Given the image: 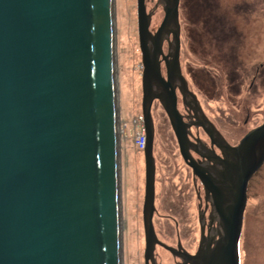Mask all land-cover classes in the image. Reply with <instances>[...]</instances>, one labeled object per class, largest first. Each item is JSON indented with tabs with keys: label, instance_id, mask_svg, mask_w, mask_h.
I'll use <instances>...</instances> for the list:
<instances>
[{
	"label": "water",
	"instance_id": "obj_1",
	"mask_svg": "<svg viewBox=\"0 0 264 264\" xmlns=\"http://www.w3.org/2000/svg\"><path fill=\"white\" fill-rule=\"evenodd\" d=\"M162 1L165 15L154 34L146 0H138L148 137L145 264H157V244L191 264H239L247 186L264 163V123L233 146L215 139V126L199 106L203 121L194 124L212 146L229 151L223 180L202 177L216 195L223 234L212 251L183 257L181 244H166L155 229L152 86L164 79V36L172 34L174 43L169 79H181L188 90L180 65L181 0ZM116 30V0H0V264H124ZM171 90L170 97H157L184 161L198 175L193 124Z\"/></svg>",
	"mask_w": 264,
	"mask_h": 264
},
{
	"label": "rangeland",
	"instance_id": "obj_2",
	"mask_svg": "<svg viewBox=\"0 0 264 264\" xmlns=\"http://www.w3.org/2000/svg\"><path fill=\"white\" fill-rule=\"evenodd\" d=\"M146 6L149 12L154 13L153 25L160 26L165 15L163 1L146 0ZM180 13L185 34V64L188 68L195 64L197 68H193L199 69L192 79L193 86L195 84L210 118L217 120L227 138L233 141L257 124L253 120L258 115L257 104L248 105L249 110L244 112L239 106H233L227 89L223 88L226 76L213 74L211 66L215 69L217 64L213 62L219 61L225 70L232 62L245 75L249 67L241 65L244 59L264 57V0H181ZM116 24L124 264H145V158L144 152H139L135 146L136 132L140 128L135 119L142 113L139 104L143 74L138 0H116ZM216 86L220 89L217 90ZM215 98L226 102L215 104ZM164 111L159 104L153 107L157 126L154 142L157 212L154 224L158 237L163 241L176 244L180 236L183 244L189 247L194 239L193 215L198 199L191 171L185 165ZM248 111L251 112L250 122L244 126ZM232 112L237 115V121L230 123L227 117ZM261 202H264V185L259 183L250 188L249 214L239 241L240 264H264V206H258ZM156 257L159 264H174L164 248L156 249Z\"/></svg>",
	"mask_w": 264,
	"mask_h": 264
},
{
	"label": "flooded vegetation",
	"instance_id": "obj_3",
	"mask_svg": "<svg viewBox=\"0 0 264 264\" xmlns=\"http://www.w3.org/2000/svg\"><path fill=\"white\" fill-rule=\"evenodd\" d=\"M148 11V9H147ZM151 14V25L150 30L152 33H156L159 25L155 27L153 25L154 13L149 12ZM180 25H181V52H180V65L181 72L183 77L185 78L186 84L188 86V90L185 88L183 81L179 78L169 79V71L173 67L174 58L172 57V53L174 51V43H173V35L164 36V40L162 43L163 53L160 55L159 60L161 63V73L163 78L161 79L162 85L158 83H154L152 86V93L155 96L152 104V114L153 107L157 104L162 106L161 101L158 99V95H162L163 97H170L171 89L174 86L176 88L177 95V105L180 113L182 114L184 120L193 124L190 128L189 135L194 144H192V155L197 162V168L200 170V173L194 174L193 169L186 163L185 165L190 169L192 174V183L194 185V190L198 199V204H196V210L193 215L194 222V239L190 243L189 247L183 244L181 237H178V241L176 244H169L162 239L161 241L166 244L177 248L179 244H181V249L179 250V254L184 256H196L202 251H212L223 234V227L221 224L222 214L219 210V206L217 205L216 195L214 191L207 190L203 178L206 180H211L213 178L217 181L222 179V172L225 169V164L229 161L227 158V154L229 151H222L216 144L214 146L211 145V139L206 135L204 130L201 127L196 126L194 123L198 124L202 122L203 115L200 112V107L204 111V113L208 116V118L212 121L215 126V139L217 141L226 140L229 144L233 146H237L241 140L254 128L260 126L264 123V57H249L242 61L241 65H245L248 74H241L239 67L233 66L232 62L228 67L223 68V65L219 61H214L213 63L217 64L214 69L211 66V72L215 75L224 74L226 76V81L224 82L223 88L227 89L228 98H230L231 104L234 106H239V108L244 112L245 109L249 110L248 105L257 104L258 115L254 116V123H257L246 133L239 135L233 141H230L227 136L224 134L221 129V125L216 120H212L208 115L205 105L199 95V92L195 90V84L193 86L192 79L198 74L199 69H196V65L194 64L192 68H188L184 61V38L185 34L183 31V24L181 20L180 13ZM160 24V23H159ZM161 25V24H160ZM155 28V29H154ZM140 39V37H139ZM147 51L149 54H153L155 52V46L152 40L147 42ZM140 53L143 59V49L140 41ZM167 56V57H166ZM198 66V65H197ZM196 67V68H193ZM189 69V70H188ZM239 72V73H238ZM243 73V72H242ZM168 87V88H167ZM171 87V89H169ZM217 90L220 89L219 86L215 87ZM144 98V85H143V74L141 78V99L140 104L142 106ZM245 98V100H244ZM247 98V99H246ZM249 99V100H248ZM215 104H220L226 102L222 98L213 101ZM200 106V107H199ZM260 106V108H259ZM163 107V106H162ZM164 108V107H163ZM165 110V109H164ZM166 113V111H164ZM218 110L216 114L218 115ZM167 115V113H166ZM168 117V115H167ZM154 118V116H153ZM230 123L237 121V115L235 113H231L227 117ZM251 118V112L248 111L247 117L244 119V126L248 125ZM169 120V117H168ZM170 122V120H169ZM155 123V138L157 134V126ZM203 134L205 136H203ZM203 177V178H202ZM264 185V163L263 165L252 175L248 182L247 186V204L244 211V219H243V227L244 221L246 218L247 208L250 202V188L251 186H255L258 184ZM212 189V188H211ZM263 205L264 202L258 204V206ZM155 225V224H154ZM156 229V228H155ZM157 232V231H156ZM243 232V228H242ZM242 234V233H241ZM158 235V234H157ZM242 237V235H241ZM240 237V239H241ZM164 248L165 251L168 252L169 256L174 260V264H191L186 259L181 258L180 256L174 255L173 252L163 247L162 245L157 244V248ZM156 249H155V257H156ZM176 254L177 251H175ZM240 258V251H239ZM156 263L159 264L156 257ZM150 264H152L150 262ZM240 264V262H239Z\"/></svg>",
	"mask_w": 264,
	"mask_h": 264
},
{
	"label": "built area",
	"instance_id": "obj_4",
	"mask_svg": "<svg viewBox=\"0 0 264 264\" xmlns=\"http://www.w3.org/2000/svg\"><path fill=\"white\" fill-rule=\"evenodd\" d=\"M135 121L140 128L136 132L135 146L138 150H144L147 144V134L145 130V119L143 115H139Z\"/></svg>",
	"mask_w": 264,
	"mask_h": 264
},
{
	"label": "bare ground",
	"instance_id": "obj_5",
	"mask_svg": "<svg viewBox=\"0 0 264 264\" xmlns=\"http://www.w3.org/2000/svg\"><path fill=\"white\" fill-rule=\"evenodd\" d=\"M121 132V131H120ZM120 136H121V134H120ZM122 138V137H121ZM166 257H168V255H166Z\"/></svg>",
	"mask_w": 264,
	"mask_h": 264
}]
</instances>
